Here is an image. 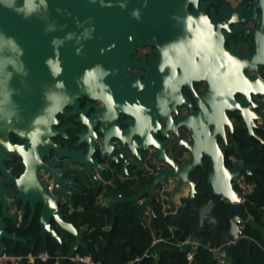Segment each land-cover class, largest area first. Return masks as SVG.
Listing matches in <instances>:
<instances>
[{
	"label": "flooded vegetation",
	"instance_id": "1",
	"mask_svg": "<svg viewBox=\"0 0 264 264\" xmlns=\"http://www.w3.org/2000/svg\"><path fill=\"white\" fill-rule=\"evenodd\" d=\"M262 4L260 0H149L130 15L108 19L98 89L58 86L54 95L61 107L24 125L41 126L39 132L21 137L11 131L8 140H0V215L4 206L17 215L16 221L6 220L4 230L30 238L24 243L1 234L5 250H37V245L48 249L50 243L63 249L65 242L75 241L76 236L58 221L54 200L59 191L55 177L45 169L56 170V163L68 162L64 155L73 151L74 156L81 149H85L81 156L90 152L97 179L88 173L81 179L82 187L68 186L75 193L58 204L71 214L64 217L68 223L83 208L76 207L83 193L96 195V207L108 211L120 194L135 196L152 184L161 169L183 174L184 181L167 175L155 187L151 195L155 213L146 206L144 224L152 222L156 210L162 212L163 203L169 211L166 216L180 220L183 210L198 212L201 197L211 198L210 158L205 156L193 171L183 168L192 157L193 132L204 134L205 126H225L226 138L218 134V141L226 148L227 166L248 165L245 154L264 150V62L249 56L256 49V14ZM86 128V141L77 145V133ZM38 162L44 165L38 169L40 184L35 186L39 185L53 229L42 226V204H36L32 215L29 196L24 202L15 191L16 176L27 171V164L32 168ZM241 175L254 185L247 194H254L256 183L247 177L257 176L255 170ZM233 182L239 189L238 177ZM192 192L193 203L184 207ZM146 197L120 203L116 211L120 206L138 210L139 223Z\"/></svg>",
	"mask_w": 264,
	"mask_h": 264
},
{
	"label": "water",
	"instance_id": "2",
	"mask_svg": "<svg viewBox=\"0 0 264 264\" xmlns=\"http://www.w3.org/2000/svg\"><path fill=\"white\" fill-rule=\"evenodd\" d=\"M140 3H149V0H0V140H8V133L11 131L21 137L29 131L39 132L41 126L24 125L35 123L37 117L45 111L53 113L61 107L58 97L54 95L58 86L71 87V89L83 88L84 91L97 90L102 84L100 79L104 65L106 22L122 13L126 15L134 13ZM260 3H263V6L261 12L256 14L258 22L255 28L256 49L249 56L256 55L259 61L264 62V0H260ZM262 89L264 90V82ZM232 101L237 103L234 99ZM223 116L229 120L225 113ZM86 132L87 128L77 133L76 136L79 138L77 145L86 141L83 137ZM218 134L226 138L225 126H205L204 134L193 132L194 141L189 146L192 157L183 168L193 171L199 163H202L205 156L210 158L211 170L208 177L213 194L198 208L200 230L197 237L204 239L209 215L217 205L228 204L229 228L222 237L220 250L223 257H228L231 246L246 235L245 222L251 218L246 202L253 196V194H243L235 187L233 179L240 177L241 173L252 174L256 167L241 162L227 166L226 148L219 143ZM106 138L104 132L103 140ZM84 150H79L77 156H74L76 154L74 151L64 155L69 161L57 162L59 168L56 170L44 166L46 171L50 172L49 175L55 177L59 191L58 199L54 200L58 221L64 229L76 236L71 246L72 253L77 252L83 244L84 229L64 220V217L71 214L64 212L63 207L58 204L64 197L75 193L68 186L71 184L83 186L81 179L88 173L97 179V172L93 168V165L95 167L96 165L88 158L90 152L81 156ZM114 155V153L113 156L111 155V159L115 157ZM41 165L44 164L38 162L31 168L27 164V171L20 177L16 176L15 191L18 193L17 198L24 202L29 196L33 208L32 215L36 211V204L41 203L42 226L53 229L46 218L48 209L37 189L39 185L35 186L40 184L38 169ZM167 175L180 176L181 181L185 180L181 176L183 174L175 172L174 168L161 169L155 181L145 186L135 196L124 197L120 194L116 201L108 206L114 211V218L117 215L116 207L120 203H136L147 194L145 203L139 209L140 221L137 225H141L144 208L149 206L152 212L155 211L151 195L155 187L163 179H167ZM194 195L192 192L184 207L193 203ZM0 201L3 203L1 193ZM182 213L181 217L185 211L183 210ZM16 218L17 215L11 214L6 206L2 207L0 253L5 251V242L1 234L24 243L30 239L5 232L6 220L16 221ZM114 227L113 224V229ZM146 258L144 256L136 260L137 264H143Z\"/></svg>",
	"mask_w": 264,
	"mask_h": 264
},
{
	"label": "trees",
	"instance_id": "3",
	"mask_svg": "<svg viewBox=\"0 0 264 264\" xmlns=\"http://www.w3.org/2000/svg\"><path fill=\"white\" fill-rule=\"evenodd\" d=\"M248 165L258 166L255 169L257 176H248L247 179L256 183V189L250 200L246 202L251 215L245 222V236L234 243L225 257L227 264H264V150H254L244 155ZM96 195L81 194L77 198L76 207L83 206L75 211L72 222L77 226L86 227L84 241L78 253L89 254L94 260L102 264H137L152 244V234L169 237L174 232L176 239H183L188 235L197 236L200 230V219L195 209H187L185 215L178 220L173 216H164L159 209L156 217L150 223L138 224V210L120 206L114 219L113 211H100L95 204ZM208 195L199 199V205L208 200ZM228 204H219L209 215V223L205 229L203 245L196 253L194 263L186 257V251L173 245L161 243L158 247V258L147 257L143 264H219L214 257L210 246H221L222 237L229 228ZM114 224V229H113ZM110 229H106L107 226ZM172 229V231H171ZM74 240L65 242L64 249L58 244H49L50 251L71 252ZM37 250L44 249L37 245ZM10 252H28L12 250ZM34 264H55L53 260L37 261ZM63 264H81L65 260Z\"/></svg>",
	"mask_w": 264,
	"mask_h": 264
},
{
	"label": "built area",
	"instance_id": "4",
	"mask_svg": "<svg viewBox=\"0 0 264 264\" xmlns=\"http://www.w3.org/2000/svg\"><path fill=\"white\" fill-rule=\"evenodd\" d=\"M238 181H239V189L243 192V194L251 193L253 191L254 185L247 182L243 175H241V177H238ZM166 207H167L166 204L163 203L162 212L165 216L169 212ZM147 216L149 217V212H146V219H148ZM147 223H150V221L148 220ZM152 237H153L152 244L146 250L144 256L145 257L153 256L155 259L158 258L159 245L161 243H166L181 248L183 249V251L185 250L187 260L190 263H194L196 259V253H198L197 251L199 247L203 245V241L195 235H188L187 237L178 240L176 239L174 232L169 237L158 235L155 232H153ZM221 247L222 245L210 246L209 248L213 252L214 257L218 260L219 264H227L225 257H223L220 252ZM49 260H53L55 264H63L65 260L75 263H81V264H102L101 262L94 260V258L91 255L81 254L78 252L60 253V251L53 252L50 251L49 249H42V250H29L28 252H19V253H14L5 250L3 253H0V264H34L37 261H49Z\"/></svg>",
	"mask_w": 264,
	"mask_h": 264
},
{
	"label": "crops",
	"instance_id": "5",
	"mask_svg": "<svg viewBox=\"0 0 264 264\" xmlns=\"http://www.w3.org/2000/svg\"><path fill=\"white\" fill-rule=\"evenodd\" d=\"M110 228H111V226H110V225L106 227V229H107V230H108V229H110Z\"/></svg>",
	"mask_w": 264,
	"mask_h": 264
},
{
	"label": "rangeland",
	"instance_id": "6",
	"mask_svg": "<svg viewBox=\"0 0 264 264\" xmlns=\"http://www.w3.org/2000/svg\"><path fill=\"white\" fill-rule=\"evenodd\" d=\"M60 253H64V252L60 251Z\"/></svg>",
	"mask_w": 264,
	"mask_h": 264
}]
</instances>
